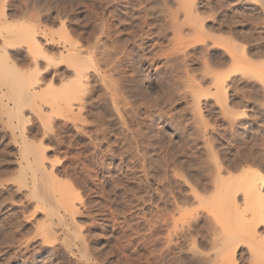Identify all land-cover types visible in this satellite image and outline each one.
Masks as SVG:
<instances>
[{
  "label": "rangeland",
  "instance_id": "obj_1",
  "mask_svg": "<svg viewBox=\"0 0 264 264\" xmlns=\"http://www.w3.org/2000/svg\"><path fill=\"white\" fill-rule=\"evenodd\" d=\"M242 1L0 0V264H250L264 232L227 193L241 169L264 180V89L247 71L264 62V27ZM11 32L63 66L87 59L104 87L60 91L63 66L3 52ZM36 80L58 88L54 112L14 96ZM62 192L78 195L73 242Z\"/></svg>",
  "mask_w": 264,
  "mask_h": 264
},
{
  "label": "bare ground",
  "instance_id": "obj_2",
  "mask_svg": "<svg viewBox=\"0 0 264 264\" xmlns=\"http://www.w3.org/2000/svg\"><path fill=\"white\" fill-rule=\"evenodd\" d=\"M242 1V0H241ZM247 4H249V5H253L252 7H255L256 8V10L258 11V13L260 14V16L258 15V17H261V20H262V26L264 27V0H244ZM244 1H242V2H244ZM244 2V3H245ZM189 12V11H188ZM2 29V28H1ZM1 33V32H0ZM31 34L32 33H23V32H21V33H19V32H11L9 35V37H8V40L6 39L5 40V36H2L1 37V41H2V43H1V47H2V50H3V52L5 53V50H7V51H14V50H18V49H22V48H25L26 50V52H30V54L29 55H31L30 57V59H32L31 61V63H33V65L35 66V67H37L38 66V64H39V61L41 62H43V67H42V69L43 70H49L50 68H55V72H56V70L58 69V67L60 66H63L62 65V58H60V57H58V58H51V57H48V56H46V55H44L43 53H42V50L39 48V46H37L38 44L33 40V37H32V39H31ZM5 41H7V43H5ZM32 41H33V43H32ZM68 41V40H67ZM32 43V44H31ZM70 43V42H69ZM5 44H6V46H5ZM27 45L26 47H23L24 45ZM71 44V43H70ZM73 44V43H72ZM71 47H73V48H76L77 47V45H76V43H74L73 44V46H71ZM27 49H28V51H27ZM103 49V48H102ZM101 49V50H102ZM58 52V51H57ZM245 53L243 52V54H242V57L241 58H243V59H245V55H244ZM59 56H60V54H59ZM79 56V55H78ZM80 57V56H79ZM2 58V57H1ZM81 58V57H80ZM232 59V58H231ZM3 60V59H2ZM80 61H78V60H76L75 61V63L73 64H71V65H73V66H63V68H65V70H64V75H66V76H64L63 74H58V76H59V82H58V86L60 87V91H64V90H62V88L63 87H65V88H68V86H69V88L70 89H73V91H74V93H75V91H76V93H77V91H79V92H81L82 91V93L83 92H85V94H86V89H87V87L91 84V82H94L95 84L97 83V85L99 86V87H104L103 86V84H104V82H102V79H101V77H100V74L99 73H97L95 70H93L92 69V67L90 66V64H88L87 62H85L86 60H84V62H83V60H81V59H79ZM233 60V59H232ZM5 61V60H4ZM65 61V60H64ZM0 62H1V60H0ZM233 62V61H232ZM2 63V62H1ZM41 69V70H42ZM247 69H245V71H246ZM5 71V70H4ZM34 71V70H33ZM50 71V70H49ZM59 70H57V72H58ZM244 71V72H245ZM248 71V74H249V76H250V78H252L253 80H255V81H257L258 83H260V85H262L263 86V89H264V62H262V64H259V65H257L256 67H253V68H251V69H248L247 70ZM54 72V73H55ZM56 72V73H57ZM0 73H1V71H0ZM7 73V72H6ZM240 73V72H239ZM247 73V72H246ZM4 75H5V72L3 73ZM2 73H1V75H3ZM9 74V73H8ZM247 74V75H248ZM7 75V74H6ZM56 76H57V74H55ZM248 76V77H249ZM7 77H10V76H7ZM65 77V78H64ZM66 77H68V78H71L70 80H66ZM2 78H3V76H2ZM4 79H5V77H4ZM17 79V78H16ZM36 79V78H35ZM7 80V81H6ZM5 81L8 83V85H11V86H8V87H10V89H11V87H12V85H13V80H11V79H9V78H7ZM39 80V79H38ZM5 81H4V83H5ZM215 81V80H214ZM17 82V81H16ZM20 82V81H19ZM22 82V81H21ZM20 82V83H21ZM33 82V81H32ZM18 83V82H17ZM30 85V84H29ZM68 85V86H67ZM20 86V85H19ZM23 86V85H22ZM22 86H21V88H22ZM32 87H31V91H25V92H23L24 90H23V88L21 89V90H23L22 91V94L20 93L19 95H16V93H15V95L14 96H16L17 98L16 99H18L19 101L21 100V101H23L22 99L23 98H25L24 100L27 102L28 100H30V99H34L35 100V98L37 99V100H35V101H37L36 103V107H37V110H40V111H42V110H50V111H52V112H54L53 110L55 109V107L57 106V104L60 102L59 101V96L57 95L58 93H57V91H56V89H58V88H56V89H54L53 88V85H52V83H50L49 85H47V86H45L44 84H42V82L41 81H34L33 83H32V85H31ZM14 87V86H13ZM261 87V86H260ZM90 88V87H89ZM14 89V88H13ZM24 89H25V87H24ZM52 89L53 90H55V91H52ZM219 89H220V87H219V85L217 86V91H219ZM73 91H71L70 90V92H73ZM221 91V90H220ZM13 92H15V90L13 91ZM13 92H11L12 94H13ZM19 92H21L20 90H19ZM53 92H55V93H57V94H55V95H57V97L53 94ZM61 93V92H60ZM81 93V94H82ZM219 93V92H218ZM222 93V92H221ZM62 94V93H61ZM72 94V93H71ZM63 96V95H62ZM71 96V95H70ZM84 96H82L81 97V99L80 98H77V99H75L74 100V98L73 99H71L72 101L71 102H73L74 104H69V105H71L72 107H70L71 108V111H72V108H74L79 114H81V110H83V108L86 106V104H87V100H86V98H83ZM15 99V100H16ZM33 100V101H34ZM24 101V102H25ZM61 101L63 102V104H65L67 101H65V98L62 100L61 99ZM17 103H18V101H16ZM29 102V101H28ZM32 102V101H31ZM90 102V101H89ZM89 102H88V104H89ZM112 103V102H111ZM26 104V103H25ZM33 104V103H32ZM62 104V105H63ZM113 104V103H112ZM21 105H22V107H24L25 105H24V103L22 102L21 103ZM24 105V106H23ZM66 105V104H65ZM30 106H32V105H30ZM34 104H33V108H34ZM89 106H90V104H89ZM68 107V106H67ZM25 108V107H24ZM32 108V107H31ZM2 109V108H1ZM0 109V110H1ZM29 109V108H28ZM73 109V110H74ZM112 109H113V111L112 112H115V114L117 115V113H116V111H115V107H114V105H112ZM32 111V110H31ZM32 112H34V111H32ZM31 112V113H32ZM51 113V112H50ZM0 114H1V111H0ZM33 114V113H32ZM39 114V113H38ZM71 114H72V112H71ZM1 115H3V114H1ZM35 115V114H34ZM40 115V114H39ZM4 116V115H3ZM77 116H78V114H77ZM17 118V117H16ZM18 118H20V120H22V119H24L23 118V116L20 114L19 116H18ZM22 118V119H21ZM19 120V119H18ZM52 122V121H51ZM52 125V124H51ZM51 125L49 124V123H43V133H45V134H48V133H50L51 132V129H52V127H51ZM123 126V125H122ZM78 130V129H77ZM77 132V131H76ZM13 135H14V132H12V138H13ZM15 138H16V136H14ZM15 142V141H14ZM25 143V142H24ZM26 144V143H25ZM29 148V151H30V149H31V147H28ZM26 149V148H25ZM33 150H34V148H33ZM29 151H28V153H29ZM39 151V150H38ZM37 153L38 152H36L35 150L34 151H31V156H32V159H33V164H34V166H35V168H36V170L37 171H39L40 172V174L43 176V174L41 173L42 171H43V169L41 168V166L43 165V163L42 162H44V158H43V160L41 159L42 157L41 156H38L37 155ZM40 153V152H39ZM38 153V154H39ZM29 155V154H28ZM22 158H23V156H22ZM41 159V160H40ZM47 162H48V160H46ZM52 166V165H51ZM43 168H44V166H42ZM53 167V166H52ZM34 170V169H33ZM46 170V169H45ZM240 174H239V180H237V183H235V187L233 188V187H231V188H233V189H229L231 192H229V193H227L226 195L227 196H229L231 193H232V195H233V197H232V199H234V200H236L237 199V197H239L241 200H242V203H243V206H244V209L246 208L247 209V213H248V216H247V213H246V216H247V220H245L244 221V223H246L247 222V224H249V227L250 226H252L253 225V231H254V234H255V232L260 228V229H262L263 231L262 232H264V204L262 205V207L261 208H258L256 205H254L253 203H256V202H254V198H258V197H260V199L262 198L261 196H262V189H263V187H264V180H262L261 182L259 181V180H257V178H256V174L254 173V172H252L251 170H249V169H241L240 170V172H239ZM39 174V175H40ZM40 175V176H41ZM39 176V177H40ZM46 178H47V176H46ZM33 179V178H32ZM43 179H44V177H43ZM48 180V179H47ZM239 181V182H238ZM51 186V185H50ZM232 186V185H231ZM33 189V188H32ZM41 190V189H40ZM46 190H48L47 188H46ZM62 191V190H61ZM65 191H66V189H65ZM43 192V191H42ZM62 193H64V192H62ZM67 193V192H66ZM66 193H64V196H63V194L61 195V198L62 199H64L63 201H61V203H59L60 204V208L59 209H61V211H62V214H63V218L65 219L64 221H65V224H63V226H62V228H61V231L62 232H64L65 233V235L66 236H68V238L69 239H73L72 240V242L75 240L76 241V239H77V236L75 235V233H73V232H71V228H73V226L75 225V215H76V209H75V204L76 203H79V200L77 199V196H74V195H69L68 193H67V195H66ZM76 198V199H75ZM227 197H225V199H226ZM238 198V199H239ZM225 199H224V201H225ZM229 199H231V197L229 196ZM239 199V200H240ZM251 199L253 200V201H251ZM259 199V198H258ZM258 199H256V200H258ZM56 201H58V199L57 200H55V202ZM221 201V200H220ZM59 202V201H58ZM228 202V201H227ZM258 202V201H257ZM58 204V203H57ZM220 204V203H219ZM258 204H259V202H258ZM242 206V205H241ZM218 207V206H217ZM223 207V206H222ZM227 207H229V204H228V206ZM231 207V206H230ZM229 207V208H230ZM233 207V206H232ZM231 207V208H232ZM238 208V207H237ZM219 209V208H218ZM221 209V208H220ZM233 209V208H232ZM246 209H245V211H246ZM224 210V209H223ZM216 211H218V210H216ZM227 212V211H226ZM49 213V212H48ZM47 212H46V214H48ZM238 213V212H237ZM219 214V213H218ZM220 214H221V211H220ZM232 214H234L233 213V211H232ZM239 214H240V212H239ZM56 216V215H54L53 213L51 214L50 213V216H49V218L51 217V218H53L52 216ZM224 216V215H223ZM57 218V217H56ZM224 219V218H223ZM228 221V224H229V220H227ZM240 222V221H239ZM240 224H241V226L243 225V222L241 221L240 222ZM246 224V226H248ZM252 224V225H251ZM231 225H233V224H231ZM235 225V224H234ZM233 225V226H234ZM235 227V226H234ZM248 228V227H247ZM228 230V229H227ZM48 231V230H47ZM51 231L52 230H49L48 231V233H51ZM228 232H230V231H228ZM243 232H247V231H245V230H243ZM48 233H46V237L45 238H47V234ZM248 233V232H247ZM258 233V232H257ZM232 234V233H231ZM240 234V233H239ZM241 234H245V233H241ZM50 235V234H49ZM225 235H227V234H225ZM246 235V234H245ZM248 235V234H247ZM261 236V235H260ZM50 237V236H49ZM48 237V238H49ZM224 237H226V236H224ZM253 237V236H252ZM228 239L230 238V240H232L233 242L234 241H236L235 240V236H231V235H228V237H227ZM259 238H261V237H259ZM43 239L44 238H42V241H43ZM237 239V238H236ZM46 241H48V239L46 240ZM46 241H44V242H46ZM79 241V240H78ZM258 241V240H257ZM238 242V240L236 241V243ZM242 243V242H241ZM258 243V242H257ZM260 243H262V245L259 247V249H258V251L256 252L255 251V249L252 247V248H250V249H254V253H253V251L252 250H249L250 252L252 251V253H250L249 251V262H250V264H264V239H262L261 238V241H260ZM237 244H239V243H237ZM243 244V243H242ZM233 247V246H232ZM69 248H70V246H69ZM72 249V248H71ZM71 249H70V251H71ZM229 252V251H228ZM225 254H227V252L225 253ZM219 257V256H218ZM223 260H224V258H223ZM86 263V262H85ZM85 263H83V264H85Z\"/></svg>",
  "mask_w": 264,
  "mask_h": 264
}]
</instances>
